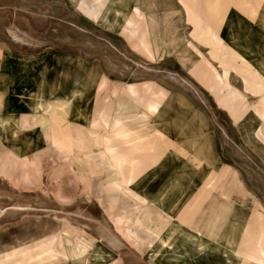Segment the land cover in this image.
I'll return each instance as SVG.
<instances>
[{"label":"rangeland","instance_id":"obj_1","mask_svg":"<svg viewBox=\"0 0 264 264\" xmlns=\"http://www.w3.org/2000/svg\"><path fill=\"white\" fill-rule=\"evenodd\" d=\"M232 7L253 22L264 15V0H0V117L18 124L15 139L0 133V264L184 261L137 194L179 174L178 140L199 131L187 122L199 110L232 168L224 187L245 188L227 195L208 179L204 191L221 195L225 215L237 197L240 220L208 236L195 264H230L226 254L264 264V106L243 108L205 60ZM230 84L242 90V78ZM157 110L174 148L149 128ZM153 150L157 160L144 163ZM158 160L161 171L147 173Z\"/></svg>","mask_w":264,"mask_h":264},{"label":"crops","instance_id":"obj_2","mask_svg":"<svg viewBox=\"0 0 264 264\" xmlns=\"http://www.w3.org/2000/svg\"><path fill=\"white\" fill-rule=\"evenodd\" d=\"M178 14L180 13L178 12ZM147 20L150 28L157 27V16L153 10H149ZM221 21V26L213 33L215 34L212 37L214 43H210L216 45V48H206L207 59L205 60L211 66H213V63L217 65V67L213 66L212 73L216 78L220 77L221 80L228 84L230 95L234 98L233 100L240 99L242 107L247 108V110L260 108L264 106V15L253 22L249 15L247 16L241 13V10L232 7ZM233 75L242 78V90L230 84ZM121 106L124 107L119 105L120 109ZM51 108V113H57V106ZM193 112L194 110H191V113ZM125 114L127 116L128 112H125ZM158 115L159 112L157 110L156 114H152L149 118L147 117L149 128L161 132L164 139L167 140L165 143L171 141L172 148H174L173 143L177 141V136H173L170 128L166 126L167 118H161ZM194 116L190 115V118L187 119L191 121L187 122L191 123V125L199 124L201 128L199 131L187 134V137H180L178 140L179 154L176 171L182 174H178L175 179L169 181L161 182L153 179L149 182L147 181L141 184L139 187L141 191L137 194L142 207L148 211L147 220L167 222L164 223L163 227L169 233L173 231L170 235L177 238V244L174 243V245L178 246V248L174 249V252L182 253L183 255L180 256L184 258V261L179 262V264L198 263L193 256L195 255L196 259H201L202 256L207 254L208 236H222L218 231L222 230L224 226L227 229L238 227L237 223L239 224L240 220L238 217H240L241 211L234 206L233 197L235 195L229 196L232 201L229 199L227 203L229 208L226 209L225 215L223 212L224 203H221L222 200H218L221 195L218 192H210L208 195L204 191L208 179L212 176L213 178L215 177L213 179L215 181L211 180L210 185L213 184L214 188L223 189V192L227 195L232 194L231 190L233 191L234 189H231V187L233 186L234 188V184L236 185L237 193L239 189L245 188L244 186L239 188L238 184L233 181L227 182L228 188L224 187L225 184L221 179L224 178L225 172H228L226 168H232L229 166L224 167L225 165L220 162L205 114L199 110L194 113ZM147 120L145 119L144 123ZM17 125L14 118L10 120L9 116L8 119L0 117V133L5 137L4 139H15L14 135ZM44 131L46 130L44 129ZM180 141L183 143H180ZM186 141L189 142V150L187 149L188 142ZM158 156L159 153L153 150L146 153L142 160L144 163L151 161L152 164L157 160ZM159 162L158 160L152 166L155 165L159 169L161 166ZM179 166H182V169L178 168ZM158 171L160 172L161 170L152 169L147 173ZM248 220L249 218L245 220V223ZM225 221L226 225L223 224ZM158 224L156 223V226ZM244 225L242 224L240 232L244 230ZM153 227V224H151V228ZM209 229L211 232H208ZM214 229H216L215 233H213ZM168 241H165L166 244H168ZM161 242L164 243V240ZM170 242L169 245L171 244ZM230 242L228 243L230 244ZM231 246V251L237 252L234 246H238V244L232 241ZM184 255L189 256V259H193L195 262H188ZM224 258L231 264L228 254L224 255ZM200 264L203 263L200 262ZM205 264H207L206 261Z\"/></svg>","mask_w":264,"mask_h":264}]
</instances>
